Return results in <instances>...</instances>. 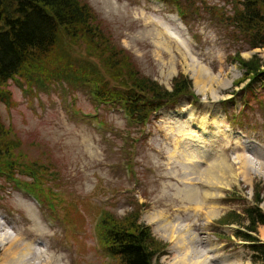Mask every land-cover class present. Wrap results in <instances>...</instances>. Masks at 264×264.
Returning a JSON list of instances; mask_svg holds the SVG:
<instances>
[{"label":"rangeland","instance_id":"374dc122","mask_svg":"<svg viewBox=\"0 0 264 264\" xmlns=\"http://www.w3.org/2000/svg\"><path fill=\"white\" fill-rule=\"evenodd\" d=\"M86 1L121 52L116 61L125 55L170 91L175 78L184 75L193 83L194 96L161 108L145 122L133 121L118 104L95 97L96 75L113 81L112 74L83 38L71 44V58L64 61L68 78L63 71V77L9 80L11 96L0 102V119L19 143L17 154L52 173L44 187L57 207L24 189L32 176H0V264H119L99 238L105 212L118 219L134 215L150 227L164 245L155 263L174 264L183 257L190 263L253 264L248 245L234 236L239 226L221 223L227 213L243 214L254 204L256 186L264 197V74L255 83L248 78L237 85L244 77L238 56H257L264 63V48L248 47L227 19L241 8L240 0ZM173 16L184 27L183 45L169 36L158 39L159 29L148 22L149 17L168 22ZM67 44H60L64 53ZM57 53L61 56L60 49ZM176 147L202 153L206 160L195 158L196 166L180 152L176 158ZM179 161L191 163L189 172L217 167L207 178L200 173L195 183L188 181L194 183L195 198H202L195 213L188 209L194 201L181 202L188 168ZM161 212L185 236L183 245L164 239L156 218ZM13 238L24 252L17 259L8 256Z\"/></svg>","mask_w":264,"mask_h":264},{"label":"trees","instance_id":"16d2710c","mask_svg":"<svg viewBox=\"0 0 264 264\" xmlns=\"http://www.w3.org/2000/svg\"><path fill=\"white\" fill-rule=\"evenodd\" d=\"M239 5L241 8L227 19L242 34L248 47L264 48V0H240ZM79 38L86 40L88 48L98 51L96 56H102L107 72L117 83L114 86L112 80L96 75L95 97L101 103L118 104L133 121L145 122L161 108L194 96L193 83L184 75L175 78L170 91L144 76L125 55L116 61L114 56L122 54L110 43L86 0H0V102L9 100L11 93L6 86L17 76L31 81L52 75L60 77L64 71L68 78L70 69H65L64 61L71 58L68 56L71 44ZM63 40L68 43L67 54L61 50ZM105 51L109 53L103 57ZM237 62L244 70L237 85L248 78L253 83L262 80L264 63L260 58L238 56ZM18 148L11 130L0 119V176L13 178L17 172L32 176L33 182H25L24 189L41 197V201L44 198L56 210L57 204L49 199L44 187L46 177L52 173H48L46 165L30 163L24 155H18ZM263 199L256 186L254 204L247 206L243 214L232 211L221 219L222 224L239 226L234 236L248 243L253 264H264V242L258 236L259 226L264 225ZM138 220L134 215L118 219L105 212L99 221L103 248L119 264H160L155 259L160 258L164 245L155 240L149 226L139 224ZM65 224L71 225L67 219Z\"/></svg>","mask_w":264,"mask_h":264},{"label":"bare ground","instance_id":"6f19581e","mask_svg":"<svg viewBox=\"0 0 264 264\" xmlns=\"http://www.w3.org/2000/svg\"><path fill=\"white\" fill-rule=\"evenodd\" d=\"M148 20H149L148 21L149 23H151L155 27H157L156 29H159V33L157 34V38L158 39H159V37L169 36L171 38V40H172V38L175 39L176 41L179 42L180 45H183L185 43V38H186L185 35L186 34L184 33V27L182 25V22H180V20L178 18H176L174 16L170 17L168 22L161 21V20H155V22H157V24L154 22L153 19H151V17H149ZM158 25H159V27H158ZM189 120L194 123L192 115L190 116ZM197 127H198L197 128L198 131L202 133L201 135H204V136L207 135L208 131L205 129V127H203V126H197ZM205 139L206 138L202 139L201 141H203ZM199 146H201L202 148L204 147L203 145H199ZM183 148H185V146H183ZM186 150L187 149L183 150L182 148H181V150H178L177 147H176V149L174 150V152H172V154L175 155L176 158H177L179 156L178 153L180 152V153H182L183 157L185 156V158H186V160L188 162L190 160L192 162H196V166H198L196 159H198V163H203V160L204 159L206 160V157L204 156V154L201 153V156H196V155H194L192 153L190 154L189 152H186ZM204 152L205 151H203V153ZM218 152H219V150H218ZM173 155L170 158H173L174 157ZM241 159L246 164V160L243 157H241ZM179 162H181V161H179ZM181 163L187 164L186 167L188 168V172H186V176L183 178V179H185V181H183V179H182L183 183L186 185L187 188L185 189V196H184L185 199H182L181 202L182 203H186L188 201H194V202L190 203L191 208L189 207L188 209H189V211H194V213H195L197 211V209L202 205V198L200 199V201L198 199H196L195 196L191 193L190 189H194L193 185H194L196 179H198V176H199L200 173H203V177L207 178L208 173L214 174L215 171L217 170V167H215L214 169L213 168H206L204 170L205 172L204 171L201 172V170L200 171H193L192 170L193 172H189V169H190L189 165L191 163H186V162H181ZM221 163H222V160L220 159L219 167L222 165ZM213 164H211L209 166H212ZM177 179L181 181V179H179V178H177ZM188 181H192V182L194 181V183H190ZM208 182L212 183V179L208 178ZM203 195L209 196L206 192ZM204 201H207V199H204ZM197 214L201 215L200 212H197ZM156 218H158V222L161 223L160 228L162 227V229L164 231V234L162 235L164 237V239L166 237V238H170V239L176 240L175 244L177 246L179 244L183 245L185 243V241L187 239H185V236H181L180 234H178V232H177L175 226L172 224V222L169 221L168 223H166V220H168V219H167V216L165 215L164 212H161L160 214H158ZM21 245H22L21 241L15 240V238L12 239L10 247L8 248V251H9L8 252L9 253L8 256H9V258H12V259L16 258L17 259L18 254L20 252L24 253L19 248ZM26 247H28V246L26 245ZM187 247L188 246H186L185 249H187L189 251L190 249H189V247L188 248ZM205 261H206V259H205ZM174 264H203V260H197L196 263H190L186 259L181 257L180 260L176 261V263H174Z\"/></svg>","mask_w":264,"mask_h":264},{"label":"crops","instance_id":"0c3cea01","mask_svg":"<svg viewBox=\"0 0 264 264\" xmlns=\"http://www.w3.org/2000/svg\"><path fill=\"white\" fill-rule=\"evenodd\" d=\"M259 231V238L264 241V225H260L258 228Z\"/></svg>","mask_w":264,"mask_h":264},{"label":"water","instance_id":"95a60500","mask_svg":"<svg viewBox=\"0 0 264 264\" xmlns=\"http://www.w3.org/2000/svg\"><path fill=\"white\" fill-rule=\"evenodd\" d=\"M232 228H234V227H232Z\"/></svg>","mask_w":264,"mask_h":264}]
</instances>
